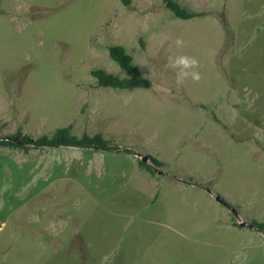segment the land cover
Segmentation results:
<instances>
[{"label": "rangeland", "instance_id": "rangeland-1", "mask_svg": "<svg viewBox=\"0 0 264 264\" xmlns=\"http://www.w3.org/2000/svg\"><path fill=\"white\" fill-rule=\"evenodd\" d=\"M129 1L0 0V136L118 147L0 146V264H264V231L238 224L264 221V0H177L193 19ZM109 43L167 91L98 86L91 69L124 75Z\"/></svg>", "mask_w": 264, "mask_h": 264}, {"label": "trees", "instance_id": "trees-1", "mask_svg": "<svg viewBox=\"0 0 264 264\" xmlns=\"http://www.w3.org/2000/svg\"><path fill=\"white\" fill-rule=\"evenodd\" d=\"M125 4H129V0H122ZM165 8L169 10L175 17L193 19L205 15L202 10L188 9L186 6L182 5L177 0H162ZM222 23L226 27L227 21L224 16H222ZM141 45H142V40ZM108 53L111 59L117 63V65L124 71V75L120 76L117 74L110 73L103 68H94L90 72L96 80L98 86H110L113 89H132L137 87H151L156 91H164L165 88H160L151 78L147 77L146 74L141 71V69L134 64L133 56L127 51L124 45L119 43H109L107 45ZM153 64L156 68L163 73L165 76L173 79L177 82V75L173 72L166 64V56L162 53L158 57L152 59ZM228 129L226 126H223ZM71 146L83 149H99V150H114L115 147L111 142L104 138L101 133L97 132L94 134H89L84 132L81 136L77 137L72 135L71 126H62L56 128L52 133L47 135H42L37 138H31L27 135H22L20 133H13L0 136V146H9L16 149H27L29 146H34L39 148L41 146ZM120 150V149H118ZM124 151L131 153L130 149L124 148ZM151 160L157 164L161 165L162 162L156 158L151 157ZM139 167H144L149 173L154 172V168L149 164L145 163L141 159L137 160ZM1 168V164H0ZM250 226L256 227L260 231H264V221H257L250 219Z\"/></svg>", "mask_w": 264, "mask_h": 264}, {"label": "clouds", "instance_id": "clouds-1", "mask_svg": "<svg viewBox=\"0 0 264 264\" xmlns=\"http://www.w3.org/2000/svg\"><path fill=\"white\" fill-rule=\"evenodd\" d=\"M176 44L178 46L183 45V41L180 39L176 40ZM199 61L195 57H190L186 55L178 56L175 60L170 58L169 66L171 67H179L181 71L177 74V83H181L185 78L191 77L194 81L200 80V74L197 71H194L198 66ZM167 91L166 89H163Z\"/></svg>", "mask_w": 264, "mask_h": 264}, {"label": "water", "instance_id": "water-1", "mask_svg": "<svg viewBox=\"0 0 264 264\" xmlns=\"http://www.w3.org/2000/svg\"><path fill=\"white\" fill-rule=\"evenodd\" d=\"M136 155L140 156V159H141L142 161L147 162V161L149 160V155H148V154H145V153H136ZM207 190H208L209 192H211L210 189H207ZM214 197H215V199H216L218 202H220V203H222L223 205H225L226 207H228V208L231 210V212H233V213L235 214V216L238 217V216H237V213H236L237 210L235 209V207H234L233 205H231L229 202H227L226 200H224V199H223L220 195H218L217 193H214ZM238 224H239L240 226H247V225H250L249 221H244V220L239 221Z\"/></svg>", "mask_w": 264, "mask_h": 264}]
</instances>
